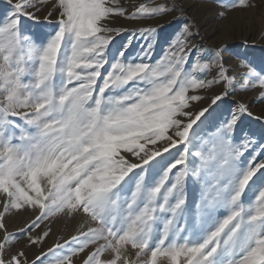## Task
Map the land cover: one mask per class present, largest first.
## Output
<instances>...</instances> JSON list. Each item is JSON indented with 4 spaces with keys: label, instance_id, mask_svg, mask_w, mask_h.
Returning a JSON list of instances; mask_svg holds the SVG:
<instances>
[{
    "label": "snow or ice",
    "instance_id": "1",
    "mask_svg": "<svg viewBox=\"0 0 264 264\" xmlns=\"http://www.w3.org/2000/svg\"><path fill=\"white\" fill-rule=\"evenodd\" d=\"M7 4L0 16V264H264V117H254L259 129L246 126L253 113L238 101L215 118L210 157L197 150L202 126L226 97L259 89L264 102V67L241 64L237 78L222 48L208 54L193 44L199 33L191 20L159 60L155 28L130 33L148 38L139 51L131 38L118 42L128 30L115 18L175 11L167 0L135 11L108 0ZM218 6L222 19L253 7L250 0ZM44 8L56 17L50 31L37 15ZM17 217L25 222L12 230ZM50 218L76 227L45 250Z\"/></svg>",
    "mask_w": 264,
    "mask_h": 264
},
{
    "label": "rangeland",
    "instance_id": "2",
    "mask_svg": "<svg viewBox=\"0 0 264 264\" xmlns=\"http://www.w3.org/2000/svg\"><path fill=\"white\" fill-rule=\"evenodd\" d=\"M16 0H13L15 3ZM164 0H119L116 4L114 0H108L109 6L124 7L130 11L144 4L149 7H154L157 4L163 3ZM253 7L247 9H235L229 11L227 19H222L217 13L212 12L209 7L210 0H172V4H168L170 7H174L176 10L167 14H161L151 17H142L139 19H128L127 17H117L113 20L114 26L127 29L120 37H117L119 43H124L125 40L131 38L133 45L137 51L141 46L147 43V37L142 38L135 33V30L141 28H155L157 31L152 34L153 39V59L159 60L163 58L164 52L168 48V42L171 37L180 29L182 23L186 20H191L195 24V29L198 31V35L193 39V44L197 45L201 49L214 51L216 48H221L222 45L227 43L231 44L229 50L244 52V56L234 59L235 62L241 64L251 62L257 70L264 67V0H250ZM168 3V2H167ZM7 0H0V16L7 10ZM48 8H44L38 12L39 21L42 25H45V30L50 31L47 27L48 24H54L56 17L47 16ZM202 21V24L199 23ZM35 23V22H31ZM2 39V38H0ZM231 42V43H230ZM211 54L210 52H207ZM240 64V65H241ZM227 67V65H226ZM240 76V75H239ZM213 91V90H210ZM215 92L219 91V87L214 89ZM244 101L250 105V110L253 113V117H245V125H250L254 129H259L260 124L254 119V117H264V102L259 93V89L253 91L238 90L235 95H230L225 98L223 104L220 105L213 117L202 126L200 139L197 141V150L204 152L205 158L211 155V139H212V125L215 123V118L222 113H226L228 108H235L236 102ZM203 103H207L204 101ZM206 133V135H205ZM247 156V154H245ZM197 167L203 161L197 158ZM212 160H208L207 167L211 168ZM207 179L212 182L214 179V173L208 171ZM196 186L192 185L189 181V196L192 197L197 194ZM246 207L250 204L246 203ZM25 217H17L14 220H9V225L12 230H15L18 226H23ZM46 224L51 227V234L45 241L43 248L46 250L49 245H52L60 237H68L74 233L75 225L71 220H63L58 218H50L46 221ZM44 227V225H42ZM24 239L20 240V244H23ZM19 246V245H18ZM40 245H37L29 252V257L34 259L40 251Z\"/></svg>",
    "mask_w": 264,
    "mask_h": 264
},
{
    "label": "bare ground",
    "instance_id": "3",
    "mask_svg": "<svg viewBox=\"0 0 264 264\" xmlns=\"http://www.w3.org/2000/svg\"><path fill=\"white\" fill-rule=\"evenodd\" d=\"M167 2L168 4H172V0H167ZM209 7L214 13L218 14L221 11L220 7L218 6V0H210ZM199 23L202 24V21L199 20ZM221 48L223 49V61L225 65H227L229 70L232 71L237 76V78H239V75L241 74L242 71V69L239 67L241 63L235 62L234 59L237 57L244 56L245 53L238 51L234 52L233 50H229V48H231V44L229 43H227L226 45H222ZM207 52L211 53L213 51L207 49Z\"/></svg>",
    "mask_w": 264,
    "mask_h": 264
}]
</instances>
